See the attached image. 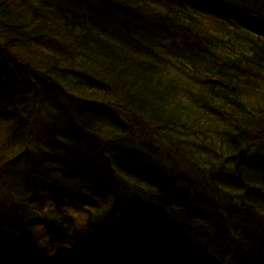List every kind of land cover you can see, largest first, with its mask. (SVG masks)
I'll return each mask as SVG.
<instances>
[{"label": "clouds", "instance_id": "1", "mask_svg": "<svg viewBox=\"0 0 264 264\" xmlns=\"http://www.w3.org/2000/svg\"><path fill=\"white\" fill-rule=\"evenodd\" d=\"M5 2L0 0V6ZM208 2L160 0L159 6L151 4L158 21L188 27H173L172 36L144 41L140 53L125 49L122 55L129 59L123 63L78 55L72 41L85 33L70 28L67 35L72 56L55 50L50 55L62 67L74 70L50 73V80L36 76L23 101L20 96L12 97V107L27 125L17 130L15 121L0 119V264H11L13 255L25 250L34 253L33 264H64L61 253L65 252L56 244L58 231L77 235L100 224H115L137 214L141 206L161 212L153 199L161 205L169 203L170 197L189 184L211 183L210 174L222 169L234 171L239 161H226V156L243 150L247 155L264 156V114L251 111L246 121L221 125L204 107L210 89L205 83L208 78L220 79L221 65L247 57L246 66L259 76L233 78L229 73L226 82L235 95L221 89L217 92L233 100L255 96L264 108V35H253L264 33V19L253 20L227 9L216 13L224 17L216 29L220 39L204 45L207 51H194V37L188 29L199 30L202 17L198 10L209 11L203 8ZM214 2L226 6L228 0ZM28 3L48 17L51 25L65 0ZM9 39L0 29V48L8 46ZM2 61L0 55V80ZM84 72L107 85L104 104H84L74 98L84 95L86 88L105 86L97 85ZM4 108L0 96V111ZM69 133L84 142L86 155L72 170L82 179H65L59 172L49 171L54 166L45 154L62 146L54 141ZM20 152L24 155L15 159ZM14 208H23V215L17 218ZM256 212L259 216L251 225L252 232L246 235L237 229L223 238V247L221 242L206 245L218 262L264 264V210L257 207ZM33 214L49 216L58 229H31ZM10 220L14 227H6ZM179 264L213 262L201 254L182 258Z\"/></svg>", "mask_w": 264, "mask_h": 264}, {"label": "trees", "instance_id": "2", "mask_svg": "<svg viewBox=\"0 0 264 264\" xmlns=\"http://www.w3.org/2000/svg\"><path fill=\"white\" fill-rule=\"evenodd\" d=\"M153 3L159 6L160 0H65L64 5L57 8V19L50 25L49 18L43 16L38 10H34L28 0H6L5 4L0 6V29L7 32L11 39L8 40V46L0 48V55L3 56V79L0 80V88L3 92L0 96L5 102L4 110L0 111V119L5 122L15 121L17 130L20 127H26V120L12 107V97L20 96L23 101L36 76H48L50 80L51 76L48 75L50 73L74 70L62 67L59 62H56L50 55L53 50L57 54L70 58L72 56L70 49L74 43L78 55L88 54L89 59L123 63L129 59L127 55H122L125 49L140 53L144 41L155 40L161 35L172 36L174 35L173 27H188L187 24L170 25L166 21H158L153 14L155 10L151 7ZM203 8L209 11L198 10L202 17L198 23L199 30L193 32L191 28L188 29L194 37V51H207L203 48L204 45L220 39L216 29L224 17L216 13H223L227 9L253 20L264 19V0H228L226 6L209 0ZM70 28L73 30L79 28L85 35L69 43L67 33ZM253 35L260 36L264 33L255 32ZM247 63L248 58L242 57L238 61L221 65L218 73L221 78L209 77L205 82L210 84L209 96L205 99V110L209 111V115L215 117L221 125L229 121H246L251 111L264 114V108L259 106L262 101L255 96L237 100L230 98L231 95H235V89L226 82L229 73L234 74L233 78L236 75L252 78L259 76V73H254L246 66ZM82 74L96 80L97 85L105 86L86 88L84 95H76L74 98L82 100L84 104H104L107 88L105 82L91 73ZM250 82V80L246 81V83ZM59 86L63 87L62 84ZM217 89L226 93L230 92V96H222ZM221 99L224 103H217ZM12 135L14 136L15 133ZM224 135L231 136V133L225 132ZM54 143L62 146L54 147L53 151L45 154L51 157L48 163L54 166L49 171L59 172L63 176L66 174L65 169H68L65 179H82L74 175L72 170L78 168L77 162L86 155L84 142L69 133L62 140L54 141ZM246 152L247 150H243L235 155L226 156V161H239L234 171L222 169L210 174L211 183L206 181L196 187L189 184L181 188L179 194L169 198L170 205L162 207L158 204L159 201L156 202L157 199H153L152 203L161 208V212L153 211L148 206H141L134 216L130 215L124 221L108 224L113 230L106 235H104V225L77 235L58 231L61 236L58 234L56 244L59 247L73 242H82L84 245L98 242L101 248L110 254L113 253L111 248L113 241H128L134 238L164 259L179 262L182 258L187 259L202 254L208 255L213 264H222L208 252L206 245L221 242L220 247H223V238L237 229L246 235L252 232L251 225L259 216L256 208L261 207L264 210L262 201L264 156L258 153L247 155ZM23 155L24 153L20 152L15 159L19 160ZM254 168L257 169L255 172L252 171ZM79 171L83 169L80 168ZM220 177H226V179L220 181ZM218 183L222 186H217ZM236 201H239V204ZM42 210L41 207L37 211ZM13 211L19 218L23 215L24 209L14 208ZM49 219V216L33 214L29 227L41 229L51 226L53 230H57ZM135 220L138 222L134 225ZM168 220L171 224L178 226L181 234L165 244L157 235L146 236L144 233H139L134 237L128 232L117 233L115 230L117 226H130L131 231L156 232V230L164 229ZM14 223L10 220L6 223V227H14ZM184 227H188L189 230ZM101 230L106 243L98 241ZM157 248H160V251ZM235 254V252L232 253V255ZM17 259L33 264L34 253L31 250H25L22 254L13 255L11 264H19Z\"/></svg>", "mask_w": 264, "mask_h": 264}, {"label": "bare ground", "instance_id": "3", "mask_svg": "<svg viewBox=\"0 0 264 264\" xmlns=\"http://www.w3.org/2000/svg\"><path fill=\"white\" fill-rule=\"evenodd\" d=\"M150 17V16H149ZM77 166H78V163H77ZM255 170H257L256 168H254L252 171L255 172ZM64 177H67V174H64L63 175ZM159 200H156V202H158ZM263 201V204H264V198L262 199ZM158 204L160 206H168L170 205L169 203L168 204H160V202H158ZM134 216V215H133ZM52 224V226L56 229H58V225L56 223V221H54L52 218L49 219ZM138 221L135 220L134 222V225L137 223ZM101 227L104 225V235H106V233H109L113 230L112 227L108 226V224H100ZM133 225V226H134ZM14 226V225H13ZM143 225H141L142 227ZM130 227V226H129ZM128 226H117L115 227V230L117 233H130L132 236L136 237L139 235V233H144L146 236H149V235H157L160 239V241H162L164 244L165 243H168V240H172L174 238H178V235L181 234V232L179 231V228L178 226H176V224H171V222L168 220L167 224H166V227L164 229H161V230H156V232H149L147 230L143 231V230H134V231H131V229L129 228ZM186 230H189L188 227H184ZM102 231V230H101ZM164 233V234H163ZM57 234H60L59 232ZM103 235V231L102 233L99 234L98 236V241L100 242H104L105 240V237ZM61 236V234L59 235ZM164 247V246H163ZM163 247L161 248V250L163 249ZM158 251H160V248H157ZM17 262L19 264H27L26 261L22 260V259H17Z\"/></svg>", "mask_w": 264, "mask_h": 264}, {"label": "rangeland", "instance_id": "4", "mask_svg": "<svg viewBox=\"0 0 264 264\" xmlns=\"http://www.w3.org/2000/svg\"><path fill=\"white\" fill-rule=\"evenodd\" d=\"M138 250H139V249H138ZM71 255H74V254L71 253ZM75 258H76L75 256H70L67 260H64V264H66L67 262H70V261H76ZM159 259H160V258H159ZM79 263H80V261H79Z\"/></svg>", "mask_w": 264, "mask_h": 264}]
</instances>
